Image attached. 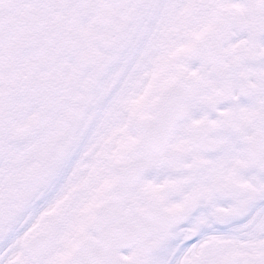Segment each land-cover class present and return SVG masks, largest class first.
Wrapping results in <instances>:
<instances>
[{
  "label": "snow or ice",
  "instance_id": "obj_1",
  "mask_svg": "<svg viewBox=\"0 0 264 264\" xmlns=\"http://www.w3.org/2000/svg\"><path fill=\"white\" fill-rule=\"evenodd\" d=\"M0 264H264V0H0Z\"/></svg>",
  "mask_w": 264,
  "mask_h": 264
}]
</instances>
